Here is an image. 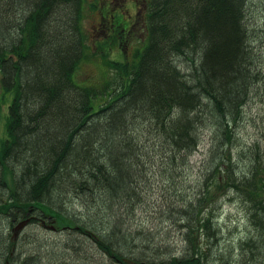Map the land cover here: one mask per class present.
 Wrapping results in <instances>:
<instances>
[{"label":"trees","instance_id":"16d2710c","mask_svg":"<svg viewBox=\"0 0 264 264\" xmlns=\"http://www.w3.org/2000/svg\"><path fill=\"white\" fill-rule=\"evenodd\" d=\"M253 2L145 0L128 18L127 5L106 4L98 25L111 39L140 24L145 43L125 59L105 52L102 80L78 84L79 66L101 51L83 25L95 2L0 0V85L12 95L0 141V264H231L233 254L264 264V127L244 146L239 135L245 107L264 96ZM204 132L193 187L189 161ZM233 193L252 232L220 253L217 221ZM152 198L187 254L135 245L145 234L137 211Z\"/></svg>","mask_w":264,"mask_h":264},{"label":"rangeland","instance_id":"374dc122","mask_svg":"<svg viewBox=\"0 0 264 264\" xmlns=\"http://www.w3.org/2000/svg\"><path fill=\"white\" fill-rule=\"evenodd\" d=\"M87 3L95 2L96 7L93 10L88 9L87 17L84 20V30L87 34V37L90 39V42L87 40L89 45H92L93 41L96 44H101V51H99L96 55L93 56L95 59L85 60L81 66H79L77 73L74 74V80L78 84L86 83L93 84L100 82L104 75L106 74L105 67V57L104 53L108 52V56L110 59L120 60L122 58H129L127 55H132V51L135 48L142 47L145 43L146 33L144 30H140V24H136L133 29V32L127 34V38L123 39L120 34H117L116 38L111 39L108 29L103 30V26L98 25L100 9L104 11H108L107 5L111 8L110 11H123L119 10V7L122 4L128 6V9H125L124 15L128 18V12L131 14H135L136 6L141 7L140 4H143L145 0H86ZM100 4V5H99ZM119 4V5H118ZM98 5V6H97ZM143 6V5H142ZM121 7V6H120ZM144 7V6H143ZM117 8V9H116ZM249 16L250 22L253 27L258 31L264 26V0H254L252 3V8H249ZM109 11V12H110ZM128 11V12H127ZM109 12H107L105 18L106 20H110ZM115 12V13H116ZM112 13V12H111ZM132 18V17H131ZM103 30V31H102ZM107 33V36L104 35ZM133 33V34H132ZM260 34V33H258ZM262 35V34H260ZM109 37V38H107ZM93 47V46H92ZM94 48V47H93ZM95 50L97 48H94ZM91 50V51H92ZM91 57V56H90ZM108 58V57H107ZM11 93L2 92L0 85V141L4 138L5 135V121L7 115L8 104L11 101ZM264 96H259L254 101H250L249 104L245 107V119L241 123V128L239 130V135L242 139V146L250 143L252 140L258 137L259 130L264 127ZM203 140L197 150L191 156V160L189 162L192 163L191 170L189 172V176L187 178L188 183L194 184L197 178V166H200V162L203 161L202 158L205 155L208 149V134L204 132ZM252 143V142H251ZM262 146H264V137L262 142H260ZM194 187V186H193ZM1 191V190H0ZM5 191H1L3 193ZM160 194V191H157L155 195ZM223 203L220 208V217L217 223L220 226V235L218 234L219 244H217L218 250L220 253H227L229 249L232 247L233 242H237L238 238L242 235H246L247 232H252L249 225V218L245 217V212L242 204L239 202V197L233 194H227V196L223 197ZM152 199L148 200L147 207L141 208L142 212L139 210L138 221H140V225L144 227L143 232L144 238H141V242L138 240L135 241V245L150 247L157 252H160V256H164L169 258L171 255L181 256L187 254L186 243L183 241V236L179 233V229L176 225H172V223L167 220L165 217L159 214V211L153 210ZM159 204V202H158ZM161 210V209H160ZM218 215V216H219ZM45 225L47 228H51V232L49 235L54 237H59L60 234L56 229H52L57 224L54 219L50 216H47ZM49 221V222H48ZM20 232V230H18ZM17 231V233H18ZM32 233L35 231V228L28 227V232ZM54 231V232H52ZM149 234V235H147ZM253 236V235H252ZM157 248V249H156ZM142 248H136V250H141ZM140 252V251H139ZM237 252V251H236ZM226 255V254H225ZM237 254H233L231 264H237ZM256 261H261L258 258ZM259 262H257L258 264ZM240 264V263H239ZM248 264H255V262L251 263L248 261Z\"/></svg>","mask_w":264,"mask_h":264},{"label":"water","instance_id":"95a60500","mask_svg":"<svg viewBox=\"0 0 264 264\" xmlns=\"http://www.w3.org/2000/svg\"><path fill=\"white\" fill-rule=\"evenodd\" d=\"M28 221H29V219H24V220L20 221L19 223H17L14 227L15 231L22 229Z\"/></svg>","mask_w":264,"mask_h":264}]
</instances>
